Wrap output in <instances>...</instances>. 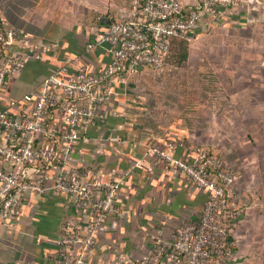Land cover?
Instances as JSON below:
<instances>
[{
    "label": "crops",
    "instance_id": "obj_1",
    "mask_svg": "<svg viewBox=\"0 0 264 264\" xmlns=\"http://www.w3.org/2000/svg\"><path fill=\"white\" fill-rule=\"evenodd\" d=\"M130 3L132 0H0L4 27L17 31L10 52L28 56L25 67L7 77L1 91L3 106L10 107L15 101L11 106L15 113L31 108L45 77L60 66L68 64L71 73L81 67L102 70L112 60L109 46L89 49L87 45L98 33L108 30L103 12L125 20L130 15ZM246 7L244 0L221 10H231L230 18L235 19L236 13L241 17ZM203 21L190 31L189 40L197 39L203 27H208ZM36 50L42 57L32 56ZM151 69L141 67L135 74L115 81L114 98L103 107L102 119L81 129V137L66 160L67 169H78L84 180L118 184L115 209L95 226L88 264L135 263L152 251L159 236L171 238L181 224L198 219L208 198L204 188L189 181L164 157L168 154L187 161L195 141H199L189 123L188 110L177 116L167 111L162 113L164 117L158 113L146 116L144 107L138 105V94L128 89L131 78ZM177 140L186 146L170 147ZM96 194L102 196L104 189ZM93 222L96 212L77 195L31 193L19 218L0 221V264H55L62 250L77 255L81 245L64 248L59 243L64 225L70 223L83 238ZM234 234L237 245L236 231ZM227 262L225 258L214 264Z\"/></svg>",
    "mask_w": 264,
    "mask_h": 264
},
{
    "label": "built area",
    "instance_id": "obj_2",
    "mask_svg": "<svg viewBox=\"0 0 264 264\" xmlns=\"http://www.w3.org/2000/svg\"><path fill=\"white\" fill-rule=\"evenodd\" d=\"M244 0H132L130 15L117 21L108 30L98 33L88 43L108 45L112 60L100 71L86 67L70 72L69 65L56 68L45 77L42 90L33 99V105L20 113L11 106H3L2 88L7 77L23 69L28 56L10 52L17 31L4 27L0 18V221L19 218L31 193L60 191L77 195L85 205L96 212V223L81 238L70 223H65L60 245L80 252L72 255L62 250L55 264H88L87 255L95 243V226L115 209L118 184H104L101 180H84L78 169H67L66 160L81 129L102 119L103 107L115 95V81L135 74L141 67L161 68L166 63L174 35L188 37L203 17L219 15L223 7L240 5ZM32 56L42 57L36 50ZM32 100L31 95H26ZM53 109L57 110L51 131L61 133L55 141H41L48 133ZM59 141V143H58ZM170 147L186 146L181 140ZM167 162L180 168L188 180L208 193L202 213L196 220L181 224L171 238L159 236L152 251L133 264H214L227 259L233 250L226 249L228 232L234 231L241 218V210L230 208L227 186L235 184L234 177L216 156L204 148H195L187 161L164 154ZM217 170L213 176L209 167ZM217 179L221 180V183ZM104 189L101 196L96 194ZM234 188L230 191V195ZM232 219V227L222 222Z\"/></svg>",
    "mask_w": 264,
    "mask_h": 264
},
{
    "label": "rangeland",
    "instance_id": "obj_3",
    "mask_svg": "<svg viewBox=\"0 0 264 264\" xmlns=\"http://www.w3.org/2000/svg\"><path fill=\"white\" fill-rule=\"evenodd\" d=\"M245 4L235 19L227 8L203 17L208 27L189 41L185 62L146 70L127 85L146 116L188 110L199 140L193 149L209 147L222 157L217 156L234 177L236 205L245 206L234 229L241 251L233 250L227 264H264V0ZM102 16L104 22L113 20L108 12ZM191 77H197L194 83Z\"/></svg>",
    "mask_w": 264,
    "mask_h": 264
},
{
    "label": "trees",
    "instance_id": "obj_4",
    "mask_svg": "<svg viewBox=\"0 0 264 264\" xmlns=\"http://www.w3.org/2000/svg\"><path fill=\"white\" fill-rule=\"evenodd\" d=\"M103 19V16H102ZM124 19H113L111 21H109L108 23L106 22L107 26H111L113 23L117 22V21H122ZM171 40V45H170V52L166 58V63L171 64V65H178L179 63H183L185 62L188 58H189V38L188 37H183V36H179V35H174L170 38ZM196 80L197 77H191V81L192 80ZM194 83V81H193ZM197 87V86H196ZM194 90V89H192ZM191 90V91H192ZM191 96L193 97V99H195L196 101L198 100L199 102L201 101L200 96L198 93H196V91H192L191 92ZM57 110L53 109V111L51 112V118L49 121V127H48V135L46 134L41 141H46V142H50V141H55L58 137H60L61 133H58L57 135H54L51 131L52 126L54 125V118L57 117ZM59 143V141H58ZM204 150L211 156H218L217 153L213 150H211V148L209 147H203ZM220 157V156H218ZM222 159V157H220ZM210 171L212 172L213 176L216 177L217 175V170L213 167L210 166L209 167ZM218 182L221 183L220 179H217ZM235 187V184H231L230 186H227V200L229 202L230 208L233 209H240L243 210L244 209V205H236L239 201V199L237 198L236 195H230V191ZM260 194L262 196V198H264V192L260 191ZM222 222L229 225V227H232V219L231 218H224L222 217ZM226 249L228 250H235L237 249V245H236V237L234 234V231H229L228 232V236H227V240H226Z\"/></svg>",
    "mask_w": 264,
    "mask_h": 264
}]
</instances>
